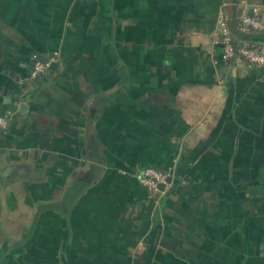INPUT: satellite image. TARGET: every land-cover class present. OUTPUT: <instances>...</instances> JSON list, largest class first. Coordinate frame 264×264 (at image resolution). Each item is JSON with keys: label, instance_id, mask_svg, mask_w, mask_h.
Wrapping results in <instances>:
<instances>
[{"label": "crops", "instance_id": "crops-1", "mask_svg": "<svg viewBox=\"0 0 264 264\" xmlns=\"http://www.w3.org/2000/svg\"><path fill=\"white\" fill-rule=\"evenodd\" d=\"M222 10L264 44L236 0H0V264H264V63Z\"/></svg>", "mask_w": 264, "mask_h": 264}, {"label": "built area", "instance_id": "built-area-1", "mask_svg": "<svg viewBox=\"0 0 264 264\" xmlns=\"http://www.w3.org/2000/svg\"><path fill=\"white\" fill-rule=\"evenodd\" d=\"M237 5L242 9L238 16V28L245 32L264 33V8L258 4L251 5V11L246 9L249 6L248 0H236ZM217 42L221 44L222 55L226 59H230L235 63L250 62L255 65L264 63V44L246 42L243 45L236 46L233 42L228 24L227 15L222 10L219 12L217 21ZM54 55L43 58L37 53L31 55V66L29 76L35 78L43 74L49 64L54 60ZM222 81V80H221ZM11 114L9 111L0 114V130L7 127ZM176 159H173L171 165L165 168H158L151 165L142 167L136 173V178L139 183L156 199L161 192L158 184L165 182L168 176H172Z\"/></svg>", "mask_w": 264, "mask_h": 264}, {"label": "water", "instance_id": "water-1", "mask_svg": "<svg viewBox=\"0 0 264 264\" xmlns=\"http://www.w3.org/2000/svg\"><path fill=\"white\" fill-rule=\"evenodd\" d=\"M240 13H241V11H239L238 16L240 15ZM237 28H238V20H237ZM238 30H239V31H242V30H240L239 28H238ZM242 32H245V31H242ZM248 33H254V34H256V35H258V36L264 38V33H256V32H248ZM56 64H57V63H56L55 61H52V62L49 64L48 68H49V69L55 68V67H56ZM170 180H171V176H168V177L165 179V182H170ZM164 186H165V183H164V182H160V183L158 184V187H159V189H161V190L164 188Z\"/></svg>", "mask_w": 264, "mask_h": 264}]
</instances>
